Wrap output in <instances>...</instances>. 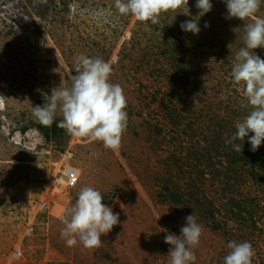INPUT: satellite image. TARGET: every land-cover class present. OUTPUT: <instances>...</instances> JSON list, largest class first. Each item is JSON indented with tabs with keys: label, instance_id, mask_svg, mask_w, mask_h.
Instances as JSON below:
<instances>
[{
	"label": "rangeland",
	"instance_id": "rangeland-1",
	"mask_svg": "<svg viewBox=\"0 0 264 264\" xmlns=\"http://www.w3.org/2000/svg\"><path fill=\"white\" fill-rule=\"evenodd\" d=\"M114 2L0 0V264H169L164 237L179 235L191 213L202 226L194 264H224L230 241L249 242L252 264H264V171L258 182L238 160L252 133L235 141L240 153L225 144L251 110L232 68L245 26L264 18V0L244 21L226 19L223 0H210L196 35L180 28L197 16L196 0L190 15L168 11L157 23L120 15ZM253 52L264 59V48ZM81 55L109 62V82L123 89L119 150L63 128L52 134L33 116L44 94L70 87ZM64 151L79 172L73 188L50 183ZM256 151L264 158V141ZM84 186L119 214L98 248L78 237L69 247L61 235V217Z\"/></svg>",
	"mask_w": 264,
	"mask_h": 264
},
{
	"label": "clouds",
	"instance_id": "clouds-1",
	"mask_svg": "<svg viewBox=\"0 0 264 264\" xmlns=\"http://www.w3.org/2000/svg\"><path fill=\"white\" fill-rule=\"evenodd\" d=\"M226 5V19L241 21L254 16L259 10L261 0H223ZM196 17L180 24V28L193 35L199 33V17L211 11L210 0H196ZM114 8L120 15H132L140 22H158L161 13L177 12L183 8L184 15H190L188 0H115ZM111 15V13H107ZM205 28L209 27L207 22ZM244 46L234 56L232 79L237 85L243 83L248 114L235 124L236 131L225 140L236 152H241L243 141L249 133L250 151L255 152L264 141V59L255 55L253 50L264 48V18H256L245 26ZM76 75L70 87L54 88L51 95L42 96L44 103L33 107V116L43 125H51L56 111L62 115L58 126L78 138H89L102 142L104 148L119 150L121 139L127 127V100L119 84L109 82L112 66L109 62L84 55L76 58ZM100 191L84 186L80 189L75 203L66 208L62 215L64 228L62 237L71 247L79 242L85 248H98L101 235L109 233L119 223V214L103 204ZM160 217V216H159ZM159 217L157 219H159ZM180 234L168 232L164 243L170 245L167 255L169 264H194L196 259L193 248L200 242L202 226L191 213L185 218ZM161 231H167L161 229ZM230 251L224 257V264H252L254 250L247 242L230 241Z\"/></svg>",
	"mask_w": 264,
	"mask_h": 264
},
{
	"label": "trees",
	"instance_id": "trees-1",
	"mask_svg": "<svg viewBox=\"0 0 264 264\" xmlns=\"http://www.w3.org/2000/svg\"><path fill=\"white\" fill-rule=\"evenodd\" d=\"M182 80L185 81L189 77V73L186 70L181 71ZM61 127L58 126L56 120L51 124L50 132L56 134L57 130ZM238 160L246 165L249 169V174L256 179L258 182H262L263 178L261 173L264 171V158L259 154V152L250 151L249 147L246 146L243 152L238 156ZM170 198L174 202H181V197L178 194L172 193Z\"/></svg>",
	"mask_w": 264,
	"mask_h": 264
},
{
	"label": "built area",
	"instance_id": "built-area-1",
	"mask_svg": "<svg viewBox=\"0 0 264 264\" xmlns=\"http://www.w3.org/2000/svg\"><path fill=\"white\" fill-rule=\"evenodd\" d=\"M70 156L68 154V151H64L63 154H61L57 165H55V171L53 178H51V185H56L57 182L59 184V181L63 182V186L67 188H73L76 186L78 179H79V172L77 169H75L70 163ZM59 179H58V178Z\"/></svg>",
	"mask_w": 264,
	"mask_h": 264
},
{
	"label": "water",
	"instance_id": "water-1",
	"mask_svg": "<svg viewBox=\"0 0 264 264\" xmlns=\"http://www.w3.org/2000/svg\"><path fill=\"white\" fill-rule=\"evenodd\" d=\"M34 134H35V133L32 132V135H34ZM21 135H22V134H21L20 132L14 133V135L12 136V140H13L14 142L20 144V140H21L20 138H22ZM23 138L25 139L26 136H24ZM23 143H24L25 146H28V145H27V144H28L27 142H23ZM28 147H31V146L29 145Z\"/></svg>",
	"mask_w": 264,
	"mask_h": 264
}]
</instances>
